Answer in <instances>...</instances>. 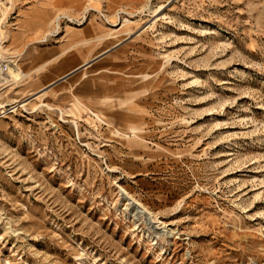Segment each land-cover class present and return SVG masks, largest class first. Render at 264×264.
Wrapping results in <instances>:
<instances>
[{
  "label": "rangeland",
  "instance_id": "1",
  "mask_svg": "<svg viewBox=\"0 0 264 264\" xmlns=\"http://www.w3.org/2000/svg\"><path fill=\"white\" fill-rule=\"evenodd\" d=\"M0 47V264H264V0H0Z\"/></svg>",
  "mask_w": 264,
  "mask_h": 264
},
{
  "label": "crops",
  "instance_id": "2",
  "mask_svg": "<svg viewBox=\"0 0 264 264\" xmlns=\"http://www.w3.org/2000/svg\"><path fill=\"white\" fill-rule=\"evenodd\" d=\"M31 16L32 18L30 21L26 22L22 28H32L36 30L39 28L44 29L42 36L37 34L32 39L34 41L31 42V44L41 43L43 39L51 35V33L47 34L45 32V29L51 30L53 26L50 19L51 10L39 8L37 9L36 14L33 13ZM67 50L68 49L57 48L54 54L53 51L49 49L40 51L36 56L39 63L25 67L26 71H28V69L30 70L29 76L32 77L31 79H42V85L37 82L41 85H38V91L46 89L52 85H56L57 87L62 85L63 83L71 80L80 69L86 68L91 63L88 59L84 62L80 61L77 53L73 54L70 53V50ZM54 67H57L58 69L61 68L63 70L59 75L53 76V74L50 73V68ZM75 83L80 84L79 81ZM84 89L80 88L79 92L81 91L82 94H85L86 88Z\"/></svg>",
  "mask_w": 264,
  "mask_h": 264
},
{
  "label": "bare ground",
  "instance_id": "3",
  "mask_svg": "<svg viewBox=\"0 0 264 264\" xmlns=\"http://www.w3.org/2000/svg\"><path fill=\"white\" fill-rule=\"evenodd\" d=\"M2 49L3 48L0 47V51ZM7 63H8L7 73L5 74V76H3L1 78V81H3V83H2L3 85L8 84L6 86V87H8L11 85V82H13V84H16V83H19L20 81H22V79L26 78L27 75L23 74L22 70L20 69V67L16 63L12 64L13 63L12 61H9ZM10 67H11V69H10ZM9 72H10V75H9ZM2 84H0V85H2ZM1 90H3V89H1ZM15 102H17V101H15ZM0 108H3V105L0 104Z\"/></svg>",
  "mask_w": 264,
  "mask_h": 264
},
{
  "label": "built area",
  "instance_id": "4",
  "mask_svg": "<svg viewBox=\"0 0 264 264\" xmlns=\"http://www.w3.org/2000/svg\"><path fill=\"white\" fill-rule=\"evenodd\" d=\"M7 67H8V63L6 61H2L0 63V75H1V78L3 76H5V74L7 73Z\"/></svg>",
  "mask_w": 264,
  "mask_h": 264
},
{
  "label": "water",
  "instance_id": "5",
  "mask_svg": "<svg viewBox=\"0 0 264 264\" xmlns=\"http://www.w3.org/2000/svg\"><path fill=\"white\" fill-rule=\"evenodd\" d=\"M100 56H101V55H100ZM100 56H98V57L94 58L92 61H95V60H97V58H99ZM90 64H91V63H90ZM90 64H89V65H90Z\"/></svg>",
  "mask_w": 264,
  "mask_h": 264
}]
</instances>
